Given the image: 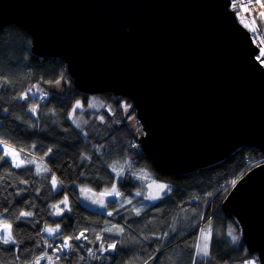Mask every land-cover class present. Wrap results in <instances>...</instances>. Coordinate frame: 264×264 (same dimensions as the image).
I'll use <instances>...</instances> for the list:
<instances>
[{"label":"water","instance_id":"water-1","mask_svg":"<svg viewBox=\"0 0 264 264\" xmlns=\"http://www.w3.org/2000/svg\"><path fill=\"white\" fill-rule=\"evenodd\" d=\"M230 0H0L31 54L58 58L82 93L128 98L156 172L180 176L249 145L264 157V67ZM39 84L63 95L64 79ZM247 251L264 264V162L224 192Z\"/></svg>","mask_w":264,"mask_h":264},{"label":"trees","instance_id":"trees-1","mask_svg":"<svg viewBox=\"0 0 264 264\" xmlns=\"http://www.w3.org/2000/svg\"><path fill=\"white\" fill-rule=\"evenodd\" d=\"M30 43V36L14 25L0 31V140L24 160L35 158L40 162L37 165H46L50 171L37 175L33 164L16 168L7 157L0 160V219L12 224L16 240L14 245L0 243V264H32L48 244L52 245L48 264H243L249 258L257 259L247 251L239 225L227 220L220 207L232 182L264 159L257 149L245 145L211 167L162 176L137 143L140 125L133 120L132 102L111 93L80 92L62 60L33 56ZM59 79L68 83L61 96L45 92L39 84ZM30 89L40 90V95L30 96ZM42 94L45 98L39 102ZM24 95L27 99L21 98ZM93 100L96 107L89 108ZM77 101L81 109L73 112ZM33 107L35 114L30 111ZM112 164L123 166L122 176H116ZM145 173L146 180L153 175L168 186L167 193L142 213L148 219L145 223L125 222L121 203L117 209L111 202L112 215L108 216L79 202L78 186L100 192L115 183L122 197H127L139 191ZM53 174L60 182L55 189ZM65 196L67 205L60 203ZM53 204H60V216L54 214ZM21 211L33 215L21 217ZM57 224L60 231L54 237L58 239L51 242L43 230ZM113 225L123 228V233L104 231ZM182 227L186 229L180 233ZM202 229L212 230L210 255L198 258L195 245ZM81 232L85 233L83 240L74 239ZM68 236L73 237V247L55 259L52 248ZM109 244L116 248L101 254V245ZM85 246H93L97 257L85 258Z\"/></svg>","mask_w":264,"mask_h":264},{"label":"snow or ice","instance_id":"snow-or-ice-1","mask_svg":"<svg viewBox=\"0 0 264 264\" xmlns=\"http://www.w3.org/2000/svg\"><path fill=\"white\" fill-rule=\"evenodd\" d=\"M241 22L245 24V27L250 28L251 31H255L256 30L255 27H254L255 21L252 22V25H249L243 19L241 20ZM260 55H261V57H264V49H261ZM260 62L262 64H264V59H260ZM21 98L22 99H27V96L24 95ZM100 106L103 107L104 105L101 104ZM80 107H81V103H80V101H77L76 105H75V108L73 109V112H75L76 108H80ZM88 107L89 108H95L96 107V102L93 100L92 102L89 103ZM30 111L33 114H35L36 113V108L33 107V108L30 109ZM100 119H101V121H103V117H100ZM77 127H79V124H77ZM0 146L3 147V154L0 155V160H3L5 157H11L12 164L16 168H20L25 163L36 164L35 158H33L31 160H27V161H25L24 159H20L19 153L14 148H12L10 145H8L6 141L0 140ZM21 151H23V149H21ZM49 151H51V149H49ZM110 167H111L112 171L114 173H116L117 177H120V176L123 175V172H124L123 166H121L120 168H117L116 164H112V165H110ZM48 171H50V169H48L46 165L40 164V165H37V167H36V174L37 175L41 174L42 172H48ZM144 175L146 176L147 174L145 173ZM21 183H24V181H21ZM59 183L60 182L58 181L56 175L53 174L51 176V184H52L53 189H55ZM155 183L156 182L153 181L151 184L148 185V187L151 188L153 186V184H155ZM232 183L235 184L236 181H233ZM156 186L158 187L160 192H164L168 188V186L164 185V184H158ZM81 191L82 192L83 191H91V189L82 188ZM105 195L114 196V197L119 198L123 194L118 190L117 185L115 183H113L110 190L106 189L104 192L100 193L101 197H103ZM135 195L136 196H141L142 193L140 191H137L135 193ZM145 199L158 200V199H160V195L159 194H157V195L149 194L148 196L145 197ZM124 202L128 203V204L132 203V201L130 199H128V200H126ZM60 203L67 205L68 197L65 196L64 199L60 201ZM93 203H100L102 207L104 206L103 205V201H95L94 200ZM51 207L54 209V214L55 215L60 216L62 214V210L59 208V205L53 204V205H51ZM134 211L136 212L137 215L140 214L139 209H134ZM32 215H33V213H31V212H23V211H21L19 213V216L25 217V218L31 217ZM108 215L111 216L112 212H109ZM113 227H115V226H113ZM44 231L49 236H52L55 233H58L60 231V225L57 224L54 228L46 226L44 228ZM104 231L111 233L113 231V228H106V229H104ZM116 232H117V234L122 233L123 229L122 228H118V229H116ZM211 232H212L211 229H208L207 232H205V230H203V229L201 230V241L202 242L197 243L195 245L198 255H201L203 257H208L210 255L209 247H210V240H211ZM0 233H2V234H0V243H2L4 245H10V244L14 245V244H16V240L14 239V236H13L12 224L8 223L7 220L0 219ZM229 235H231V233H229ZM83 237H85V233L81 232L78 236L74 237V239L80 240ZM96 238H97V240L101 239V237L99 235ZM72 239H73V237H71V236L64 237L63 238L62 247H58L57 250L58 251H63L64 249H71L73 247V245L70 243V241ZM232 239L235 241L237 238L235 236H232ZM47 246L48 247H52L51 244H48ZM108 248L109 249H115L116 248V244H109ZM103 250H104L103 245H101V251H103ZM42 259H48L49 261H51L52 257L48 256L47 253H45L44 256L38 257L35 261L32 262V264H40V260H42ZM248 264H255V261H251L250 260V261H248Z\"/></svg>","mask_w":264,"mask_h":264},{"label":"rangeland","instance_id":"rangeland-1","mask_svg":"<svg viewBox=\"0 0 264 264\" xmlns=\"http://www.w3.org/2000/svg\"><path fill=\"white\" fill-rule=\"evenodd\" d=\"M257 59L260 62V59H263V58H261L260 56H258ZM28 94L30 96H32V97L33 96H38V95H40V90H36V93H35L34 90L30 89L28 91ZM42 96H44V95L42 94ZM120 105H124V103H120ZM76 109H81V107L80 108H76ZM107 112L111 115V111L109 109H107ZM0 149L3 151V147L2 146H0ZM18 153H19L20 159H24L23 156H22V154L20 152H18ZM146 176H148V175H146ZM146 176L143 175V177H142V179L140 181V182H142L141 183V188L139 189V191L142 193L141 196H136L135 195L136 190H134V193L132 195H130V196H127V197L126 196L125 197H122L121 196V197L117 198V197L108 196V195H105V196L101 197L100 196V193L101 192H104L105 190L100 191V192H96V191H93V190H91V191H83L82 192L81 191L82 188H85V189H90V188H88L87 186H78L77 187V191H78V199H79V202L86 209H88V210H94L95 209V210H98V211H96L97 213H101V214H105V215H108L109 212H112V209L109 208V205L111 204V202L114 203V206L117 205V207H116L117 209L120 207V203H121V205H124V208L121 210V212H123V213H121V214L123 216L122 219L125 222L134 223L135 220H139V221H142V223H145V220H148V219L142 217L141 216L142 213L145 212L146 209L148 207H150V205L153 206V204L156 201L159 200V199L158 200L145 199V197L148 196L149 194H152V195L159 194L160 195V198H162L167 193V191H168V188H167L166 191L160 192V190L156 186L158 184H164V185H166L165 182L157 181L158 179H156L153 175L149 176L148 180H146ZM134 180L137 181V176L134 178ZM153 181H155L156 183L153 184V186L151 188H149L148 185L151 184ZM108 190H110V189H108ZM128 199H130L132 201V203L127 205V203H125L124 201H126ZM94 200L95 201H103V205L104 206L102 207L100 203H93ZM59 206H60V204H59ZM134 209H139L140 214L137 215L136 212L134 211ZM52 210L54 211L53 208H52ZM141 218H143V219L140 220ZM113 226H115V225H113ZM113 226L111 227V228H113V231L111 233H117L116 232V229L121 228L119 226H115V227H113ZM185 229H186V227H182L180 229V233L184 232ZM203 230H205V232H207L206 229H203ZM166 233H167V230H164V234H166ZM0 234H2V233H0ZM55 234H57V233H55ZM55 234H54V236H55ZM120 234L121 233H119L118 235H120ZM54 236L52 235L50 237L48 235V237L51 238V242L53 240L56 241L58 239V238H56ZM231 236H235L236 237V235H234V234H231ZM162 241L164 242V240H161V243H162ZM200 242H202L201 241V230H200V232H199V234L197 236V242H196V244L197 243H200ZM49 248H51V247H49ZM49 248L47 247V249L45 250V252H44V254L42 256H44L45 253H47V255L50 256ZM103 248L106 251H110L111 250V249L108 248V246L107 247L103 246ZM84 252H85V258H87V259H91V257H97V255L95 253V249H94L93 246H88V247L85 246L84 247ZM100 253L102 254V251H100ZM196 255H197L198 258H204L203 256L198 255L197 251H196ZM249 260L255 261V264H260L258 258L257 259L256 258H249L246 261H249ZM44 261L48 264L52 260L49 261L48 259H42V260H40V264H43Z\"/></svg>","mask_w":264,"mask_h":264},{"label":"built area","instance_id":"built-area-1","mask_svg":"<svg viewBox=\"0 0 264 264\" xmlns=\"http://www.w3.org/2000/svg\"><path fill=\"white\" fill-rule=\"evenodd\" d=\"M229 7L234 12L239 24H241L250 33L253 42L259 47V52L257 53L256 58L258 56L261 57V49H264V0H230ZM242 19L249 25H252V22L255 21L254 27L256 30L251 31L250 28L245 27V24L241 22ZM261 58L264 59V57ZM262 66L264 67V64H262ZM44 98L45 95L40 98L39 102H42ZM263 162L264 159L258 164ZM80 240H83V238ZM62 245L63 241H59L56 246L52 248L53 257L55 259H60L63 255L67 254L68 249H64L63 251L57 250V248L62 247ZM243 264H248V261H244Z\"/></svg>","mask_w":264,"mask_h":264},{"label":"crops","instance_id":"crops-1","mask_svg":"<svg viewBox=\"0 0 264 264\" xmlns=\"http://www.w3.org/2000/svg\"><path fill=\"white\" fill-rule=\"evenodd\" d=\"M7 159L11 162V164H12V159L10 158V157H7ZM31 159H33V158H29V159H25V161H27V160H31ZM38 163H40L39 161H37L36 160V164H33V166H34V168L36 169V167H37V164ZM13 165V164H12ZM24 165H26V163L24 164ZM30 165V164H29ZM39 175H41V174H39ZM92 211H98V210H92ZM54 228V227H53ZM43 233L45 234V236L46 237H48V235L46 234V232L43 230ZM56 235V234H55ZM54 236V235H53ZM51 237V236H50Z\"/></svg>","mask_w":264,"mask_h":264},{"label":"bare ground","instance_id":"bare-ground-1","mask_svg":"<svg viewBox=\"0 0 264 264\" xmlns=\"http://www.w3.org/2000/svg\"><path fill=\"white\" fill-rule=\"evenodd\" d=\"M263 15H264V11H263Z\"/></svg>","mask_w":264,"mask_h":264},{"label":"clouds","instance_id":"clouds-1","mask_svg":"<svg viewBox=\"0 0 264 264\" xmlns=\"http://www.w3.org/2000/svg\"><path fill=\"white\" fill-rule=\"evenodd\" d=\"M259 165V164H258Z\"/></svg>","mask_w":264,"mask_h":264}]
</instances>
